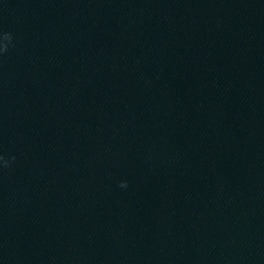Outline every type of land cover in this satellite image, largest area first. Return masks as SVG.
<instances>
[{"label":"clouds","instance_id":"clouds-1","mask_svg":"<svg viewBox=\"0 0 264 264\" xmlns=\"http://www.w3.org/2000/svg\"><path fill=\"white\" fill-rule=\"evenodd\" d=\"M6 40H10L11 37L8 35V34H5V37H4ZM7 50V46L5 45L3 49H0V51H6ZM0 159H3V157H0ZM14 159V157H13ZM7 164V162H5V165ZM120 187L122 188H126L127 187V183L126 182H122Z\"/></svg>","mask_w":264,"mask_h":264}]
</instances>
